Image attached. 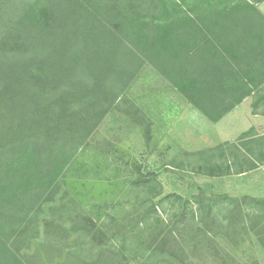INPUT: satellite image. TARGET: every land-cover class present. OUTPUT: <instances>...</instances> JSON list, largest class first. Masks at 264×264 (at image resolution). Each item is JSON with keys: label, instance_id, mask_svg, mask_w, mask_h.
<instances>
[{"label": "trees", "instance_id": "obj_1", "mask_svg": "<svg viewBox=\"0 0 264 264\" xmlns=\"http://www.w3.org/2000/svg\"><path fill=\"white\" fill-rule=\"evenodd\" d=\"M263 2L0 0V264H259L264 198L165 195L134 166L127 209L89 194L84 156L112 154L93 138L146 66L213 123L249 98L264 114ZM194 155L198 175H241L264 166V134Z\"/></svg>", "mask_w": 264, "mask_h": 264}, {"label": "rangeland", "instance_id": "obj_2", "mask_svg": "<svg viewBox=\"0 0 264 264\" xmlns=\"http://www.w3.org/2000/svg\"><path fill=\"white\" fill-rule=\"evenodd\" d=\"M259 9L264 14V2ZM126 101L107 117L93 138L95 142L106 140L113 146L112 154L107 159L97 157L98 151L94 148L84 156L93 171L98 169L97 173L91 171L87 177L90 195L98 196L103 190L106 195L110 190L119 203L125 206L127 202L132 203L139 194L132 185L136 177L134 166H141L143 171L159 174L165 195L186 196L190 191L196 193L197 187L202 186L217 195L264 198L262 165L241 175L220 178L204 177L191 171L199 160L194 154L227 142L238 144L240 136L252 128L258 134H264V114L254 113L253 98L244 101L219 123H213L157 71L146 66L129 90ZM128 110L139 113L133 116ZM225 150L229 157L231 150ZM95 160H99V168H96ZM245 246L249 254H257L259 264H264V251L254 237ZM237 258L240 264H254L251 257Z\"/></svg>", "mask_w": 264, "mask_h": 264}, {"label": "crops", "instance_id": "obj_3", "mask_svg": "<svg viewBox=\"0 0 264 264\" xmlns=\"http://www.w3.org/2000/svg\"><path fill=\"white\" fill-rule=\"evenodd\" d=\"M230 115V114H229ZM226 118V117H225Z\"/></svg>", "mask_w": 264, "mask_h": 264}]
</instances>
